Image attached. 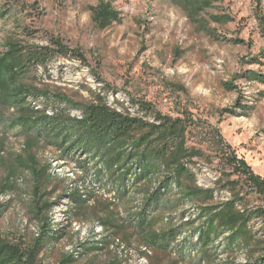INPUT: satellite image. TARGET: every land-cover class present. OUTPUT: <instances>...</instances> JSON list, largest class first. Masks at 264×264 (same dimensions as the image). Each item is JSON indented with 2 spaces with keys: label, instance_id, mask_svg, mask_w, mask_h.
Returning a JSON list of instances; mask_svg holds the SVG:
<instances>
[{
  "label": "trees",
  "instance_id": "1",
  "mask_svg": "<svg viewBox=\"0 0 264 264\" xmlns=\"http://www.w3.org/2000/svg\"><path fill=\"white\" fill-rule=\"evenodd\" d=\"M178 1L194 18L214 0ZM91 9L101 29L122 19L110 0H98ZM5 14L1 10L0 18ZM211 19L225 23L231 17L221 14ZM1 47L0 127L4 131L18 128L23 145L20 153L7 159L6 135L0 131V165L6 170L0 179V194L12 193L18 172H26L32 181L29 210L38 231L29 243L0 237V264H38L43 249L66 234L51 225L56 203L48 188L52 164L40 156L48 149L53 159L75 164L85 176L91 174L98 187L112 192L118 201H136L135 206L127 207L125 217L119 218L113 210L98 217L112 239L85 240L73 252L61 255L56 264H76L79 257L117 243V235L124 230L128 231L126 238L132 233L140 236L143 245L139 250L144 256L163 255L157 257V264H163L165 256L185 264H264V234L251 224L264 221V178L231 150L217 129L220 175L216 186L203 187L197 183L193 167L212 162L203 149L188 143L194 124L191 117L163 114L150 102L139 100L133 104L143 115L132 114L111 106L102 92L90 87H82L87 93L84 96L52 86L39 70L49 78L48 66L54 58L86 60L80 48H71L59 36H49L43 44L9 36ZM253 61L264 65V49ZM240 77L264 83V72L258 70H247ZM224 85L236 89L232 82ZM235 107L247 113L251 106L236 101ZM84 183V189L75 186L68 193L76 215L95 195ZM217 188L229 196L217 200ZM253 197L260 198V203L251 204ZM237 253L244 254L243 262L236 261Z\"/></svg>",
  "mask_w": 264,
  "mask_h": 264
},
{
  "label": "rangeland",
  "instance_id": "2",
  "mask_svg": "<svg viewBox=\"0 0 264 264\" xmlns=\"http://www.w3.org/2000/svg\"><path fill=\"white\" fill-rule=\"evenodd\" d=\"M110 1L122 19L101 29L91 9L98 0H0V11L6 10L0 18V49L9 36L40 44L49 36H59L71 48H80L85 63L56 57L48 66L49 78L39 70L43 80L69 94L79 91L87 96L81 90L90 87L102 92L111 106L132 114L143 115L133 104L139 100L150 102L163 114L191 117L194 124L188 143L203 149L212 162L193 167L197 183L203 187L216 186L220 175L215 129L231 150L264 178V83L240 77L247 70L264 72V65L253 61L264 49V0H214L194 18L178 0ZM221 14H228L231 20L211 19ZM225 82H232L236 89L227 88ZM236 101L251 106L248 112L236 108ZM18 130L0 127L6 135L7 159L22 151L23 137ZM40 156L52 164L48 188L56 203L51 225L66 234L43 249L38 264H56L61 255L73 252L85 240L112 239L98 217L109 210L125 217L127 207L135 206L136 201H118L112 192L98 187L91 174L85 176L75 164L53 159L51 149ZM5 172L0 165V179ZM31 182L30 176L20 171L15 190L7 196L0 194V237L29 243L36 236L38 224L29 210ZM84 182L95 195L76 215L68 193L75 186L84 189ZM228 196L217 188V200ZM260 201L258 197L250 199L251 204ZM185 208L192 211L189 205ZM251 224L264 234V221L257 219ZM127 232L117 235V243L79 257L76 264H157V257L163 255L144 256L139 250L143 245L140 236L132 233L126 238ZM235 257L243 262L244 254ZM163 264L185 263L165 256Z\"/></svg>",
  "mask_w": 264,
  "mask_h": 264
}]
</instances>
